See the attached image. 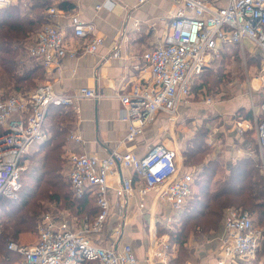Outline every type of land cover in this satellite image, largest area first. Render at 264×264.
I'll return each instance as SVG.
<instances>
[{"label":"built area","instance_id":"2783aa9c","mask_svg":"<svg viewBox=\"0 0 264 264\" xmlns=\"http://www.w3.org/2000/svg\"><path fill=\"white\" fill-rule=\"evenodd\" d=\"M11 0H0V8ZM46 12L58 17L57 3L49 0ZM142 1V0H139ZM191 11L177 13L168 20V32L162 42L145 50L150 82L133 83L126 92L117 93L122 104L121 119L127 122L123 142L132 141L151 123L158 112L173 116L179 103L191 92L207 63L217 57L225 46L254 43L264 59V0H225L223 5L213 0H173ZM112 1H108L110 3ZM72 34L87 39L84 53L96 52L102 37L93 34V26L82 21L78 14L68 15ZM26 56L37 60L42 67L59 63L61 57H73L76 49H67L64 33L57 24L43 23L25 47ZM264 87V73L262 75ZM102 94L91 87H79L72 92H57L49 82L39 83L26 93L0 95V197L14 199L21 188L22 162L32 144L44 137V119L49 106L71 107L78 113L79 98L98 99ZM211 99L208 98L207 102ZM236 131L255 133L257 146L264 151V91L258 111L250 118L233 121ZM70 139L81 140L79 133ZM177 149L162 143L152 144L139 156L129 150L111 149L107 155L70 152L67 156L68 180L72 194L94 198V217H84L75 225L63 213L53 216L44 213L37 224V238L32 244L9 241L7 248L18 254L14 264H137V257L129 243L103 245L92 241L100 234L111 214L108 197L109 178L117 166L131 169L136 177H121L114 188L120 210H123L134 191L140 197L153 193V199L177 213L192 197L193 172H182L178 165ZM264 175V162L261 167ZM117 171V170H116ZM264 177V176H263ZM174 218H168L167 225ZM163 224V223H162ZM167 225H163L168 227ZM222 231L218 236V254L214 264L249 262L259 250L262 229L248 210L229 207L224 211ZM147 252L156 264H169L171 245L167 233L158 235L150 229Z\"/></svg>","mask_w":264,"mask_h":264},{"label":"crops","instance_id":"0c3cea01","mask_svg":"<svg viewBox=\"0 0 264 264\" xmlns=\"http://www.w3.org/2000/svg\"><path fill=\"white\" fill-rule=\"evenodd\" d=\"M29 1L11 0L9 4L24 6L22 9L26 11ZM108 1L112 2L108 3ZM213 2L223 5L225 0H213ZM57 7L60 11L58 17L49 16L45 8L46 21L61 27L66 48H75L76 53L73 57L64 55L57 64L53 63L47 68L42 67L40 82L51 83L57 92L69 93L79 87H91L102 94L98 99L79 98L76 101L78 113L68 107L69 116L72 117L69 120L71 126L63 145L67 168V156L70 152L103 157L111 149L118 148L141 156L150 145L162 143L168 148L179 151L180 171L192 172L191 167L181 164V145L165 135L167 130L175 135L178 128L187 129L185 123L190 116L192 117L194 110L192 103L187 100L190 97L179 103L175 115L156 113L153 121L145 126L141 134L132 141L123 142L127 122L121 119L122 104L117 96V93L126 92L133 83L150 82V69L142 58V53L162 42L168 32V20L171 16L177 13L189 15L191 11L173 0H61L57 3ZM72 13L78 14L82 21L91 24L93 34L102 37V43L96 52L82 51V45L87 39H77L72 34L68 20V15ZM232 93L235 92L232 90ZM234 97L241 98L242 101L238 102L237 99L231 103L226 100L219 101L213 108L208 107L207 111L203 112V116L211 113L216 117L224 118L225 114L233 112L234 109L236 111L247 108L249 102L244 95L234 94ZM49 124V119H44V137L40 142L32 144L29 151L38 149V144L50 136ZM188 131L187 129L185 132ZM76 132L79 133L81 140L68 138L70 133ZM121 177L131 178L134 186L137 183L131 169L119 166L115 168V174L109 178L108 189L111 214L102 232L94 236L92 241L103 245L114 242L118 246L129 243L137 257V264H156L153 256L147 252L149 235L146 240L144 229L146 226L150 233V229L156 227L153 217L157 207L163 206L153 199L152 192L140 197L135 190L124 209L120 210L114 188ZM146 212L151 215L149 219L145 218L146 215L142 217ZM82 219L72 217L67 220L78 225ZM145 221L148 222L147 225L143 223ZM172 253H174L173 245L170 256ZM202 262L198 264H214L215 259L212 263ZM185 264L191 263L186 261Z\"/></svg>","mask_w":264,"mask_h":264},{"label":"trees","instance_id":"16d2710c","mask_svg":"<svg viewBox=\"0 0 264 264\" xmlns=\"http://www.w3.org/2000/svg\"><path fill=\"white\" fill-rule=\"evenodd\" d=\"M49 4V0H30L26 11L21 10L18 4L2 7L4 9L0 14L1 87L26 93L37 86L36 81L42 76V65L26 56L23 42L32 36L42 23L47 22L44 10ZM19 52L28 60L17 61L16 56ZM210 77L213 78L211 80L213 84L221 82V77L216 73L211 74ZM208 83L204 81V84ZM68 109L70 108L64 106L48 107L45 119L48 118L50 121L51 134L38 144L39 148L32 151L31 157L28 153L24 156L32 163H28L29 165L22 171L20 180L24 173L34 180V183L26 187H22L21 183V188L14 199L0 197V204H3L7 212L0 219V264H14L18 260V254L9 250L7 243L19 242L17 239L21 232L37 229V224L44 213L50 212L53 216L63 213L67 219L72 217L80 219L92 218L97 211L94 198L74 197L69 180L63 179L66 161L63 145L71 126L69 120L72 118ZM241 112L243 109L234 115L235 119L251 117L250 112H245L244 116L240 115ZM206 133L205 129L199 130L196 136L188 141V146L183 152L185 164L200 167L194 181L196 189L181 208L179 226L175 230H166L169 243L174 246L169 264H184L186 261L185 243L189 232L196 235L221 231L222 217L229 207L246 209L256 215L255 218L261 224L264 223V179L257 162L251 157L244 156L230 163L226 171H222L218 157L206 158L205 151L209 148L205 144ZM38 195L48 196L57 206L52 209L42 206L35 199ZM262 242L264 243L263 238L259 249ZM175 248H177L176 252ZM84 264H94V262L86 261Z\"/></svg>","mask_w":264,"mask_h":264},{"label":"rangeland","instance_id":"374dc122","mask_svg":"<svg viewBox=\"0 0 264 264\" xmlns=\"http://www.w3.org/2000/svg\"><path fill=\"white\" fill-rule=\"evenodd\" d=\"M23 5V4H22ZM22 10V7L19 6ZM4 8H0V14ZM34 35V34H33ZM33 35L29 38H26L23 42L26 47L33 38ZM24 52V51H23ZM25 53V52H24ZM25 56V55H24ZM23 54H18L17 61L28 60L27 57H24ZM216 73L217 76L221 77V82L217 84H213L210 77L211 74ZM264 73V59L262 57V52L259 48H257L253 42L246 39L243 45H228L224 47V52H221L217 57L211 59L207 65L204 67L202 75L195 81V85L192 86L190 95L187 100L192 103L193 114L192 117L188 118L186 121V127L189 130H182V128H178V132L175 135L168 132H165V135L168 136L174 142H178L181 145V164L182 166H188L185 164V159L183 157L184 149L188 146V141L196 136L199 130L205 129L207 131L205 136V144L209 147L206 149V158L210 157H218L219 166L222 171H224L230 163L239 159L241 157H251L255 162H257L259 171L261 173V167L264 162V151H261L256 143L255 133L252 130H248L244 133H239L236 131L234 127V119L238 111L243 109L240 115L244 116L245 112H250L252 117L253 111L259 110V105L263 97V80L262 75ZM41 78V77H40ZM40 78L36 81L37 84L41 83ZM204 81H208V84H204ZM238 89V93H237ZM232 90L235 93H232ZM14 91L13 89H5L0 86V95L1 96H9ZM234 94L244 95L249 104L247 108H240L236 111L225 114L221 117H216L211 113L204 114L206 109L210 106L213 108L215 104L219 101L226 100L231 103L236 99L242 101V99H238L234 97ZM210 98L211 101L207 102V99ZM206 101V102H205ZM213 111V110H212ZM214 113V112H212ZM233 115H232V114ZM32 150L28 151V156L31 157ZM22 164L27 167L30 162L27 158L23 159ZM185 164V165H184ZM193 169L194 181L196 179L197 173L199 171V167L196 165L188 166ZM226 171V170H225ZM68 168L65 165L63 173L65 181L68 180ZM264 176V175H262ZM217 175H215V178ZM264 179V177H263ZM22 187L31 186L34 183V180L30 179L24 173L22 174ZM42 188L44 185L41 186ZM40 188V189H42ZM195 186L193 192L195 191ZM21 192V191H20ZM36 201H39L42 206L47 207L48 209L54 208L55 205L48 196L38 195ZM8 200H6L7 202ZM5 203V202H4ZM64 203V201L62 202ZM5 208L3 204H0V219L6 215ZM181 210L177 213L171 211L168 207H157L155 211V216L153 219L156 224V232L166 233V230H175L181 220H180ZM140 216L142 213L139 214ZM149 219L150 214L143 213L142 217ZM65 216V215H64ZM254 217L256 215H253ZM174 218V220L167 225L168 218ZM67 220V217H65ZM256 219V218H255ZM161 222V223H160ZM144 224H148L143 222ZM163 223V224H162ZM223 223V217H222ZM222 223L220 226L222 227ZM163 225H167L163 226ZM256 225L258 228L262 229L263 239H264V223L261 224L259 220L256 219ZM162 228V229H161ZM220 228V227H219ZM223 228H220L222 231ZM146 231V240L148 239L149 232L147 231V227L145 226ZM219 230V229H218ZM160 231V232H159ZM190 231V230H189ZM221 231H210L204 234H192L189 232L188 240L185 243L187 249L186 261L191 264H198V262L202 263H212L218 254V236L221 234ZM37 238V229L26 230L21 232L18 235V241L23 244H32ZM177 248H175V252ZM184 262V264L186 263ZM238 264H264V243L262 245L254 258H252L249 262L240 261Z\"/></svg>","mask_w":264,"mask_h":264}]
</instances>
